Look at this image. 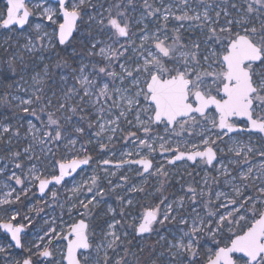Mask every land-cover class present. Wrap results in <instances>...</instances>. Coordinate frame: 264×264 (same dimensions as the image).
<instances>
[{
  "label": "rangeland",
  "instance_id": "obj_1",
  "mask_svg": "<svg viewBox=\"0 0 264 264\" xmlns=\"http://www.w3.org/2000/svg\"><path fill=\"white\" fill-rule=\"evenodd\" d=\"M23 5L29 21L6 26L0 0V223L23 228L17 247L0 227V264H67L64 236L78 219L90 245L81 264H206L260 220L264 135L238 118L220 129L214 108L172 128L156 123L146 86L182 74L191 103L196 90L222 99L223 56L242 35L263 54L245 67L256 87L252 116L264 122V0H67L79 21L65 44L57 1ZM206 148L217 154L211 164L170 162ZM71 159L89 163L40 195L37 182ZM147 209L158 218L137 234Z\"/></svg>",
  "mask_w": 264,
  "mask_h": 264
},
{
  "label": "water",
  "instance_id": "obj_2",
  "mask_svg": "<svg viewBox=\"0 0 264 264\" xmlns=\"http://www.w3.org/2000/svg\"><path fill=\"white\" fill-rule=\"evenodd\" d=\"M25 0H7L8 10L4 24L10 26L17 24L23 28L29 21L30 13L25 9L23 2ZM57 1L60 6V13L63 19L58 29V41L60 44L68 43L75 34L79 21V14L76 11L68 10L65 7L67 0ZM22 13L18 16L19 12ZM122 35H126L124 27H121ZM239 46V48H236ZM263 54L260 47L251 42L245 36H238L232 40L228 46V52L223 56L226 72L224 74V83L221 85L219 93L223 96L219 99L215 96H205L200 90L193 94L194 104L189 101V91L191 81L182 74L173 75L161 79L154 75L150 78L146 90L149 92L148 101L153 103L155 111L153 120L161 123L163 120L172 128L176 121L181 118L189 117L193 114L204 115L211 108H214L218 114V125L220 129L225 128V122L228 119L238 118L245 120L249 124V129L260 132L264 135V122L259 121L252 116L253 107L252 95L256 91L253 84L250 70L245 64L250 61L258 62ZM229 132L244 130L240 126H226ZM206 158L208 164L217 160V154L212 148H206L203 151L181 152L170 159V162L188 159L194 163L196 159ZM136 164L143 167V170L149 171L152 162L149 159H138ZM88 159H71L66 162H60L58 172L55 176L42 179L37 182V188L40 195H43L50 186L62 183L70 178L77 171L87 166ZM157 214L152 209H147L137 227V234H148L151 230V224L157 220ZM2 231L9 234L10 239L17 247H20V234L23 231L21 226L12 229V223L1 222ZM87 222L78 219L71 229L65 234L67 249L65 262L67 264H81L78 259L80 250L89 249V240L86 235ZM70 236H73L70 239ZM233 253L242 254L248 258L249 263L258 259L260 254L264 253V213L260 220L253 224L252 228L241 235L236 236L227 248H220L215 257L206 264H235ZM22 264H28L24 261Z\"/></svg>",
  "mask_w": 264,
  "mask_h": 264
},
{
  "label": "trees",
  "instance_id": "obj_3",
  "mask_svg": "<svg viewBox=\"0 0 264 264\" xmlns=\"http://www.w3.org/2000/svg\"><path fill=\"white\" fill-rule=\"evenodd\" d=\"M73 47L80 49V46H79L77 43H75V42H74ZM80 50H81V49H80ZM57 60H58L59 62H61V63H65V62H67V61L69 60V56H68V54L66 53V50L61 49V50L58 51ZM13 66H14V65H13ZM15 67H16V66H14L13 68H15ZM16 68H17V67H16ZM3 79H9V78H8L6 75H3ZM148 255H149V249L146 248V249L144 250L143 255L140 256V262H141L146 256H148Z\"/></svg>",
  "mask_w": 264,
  "mask_h": 264
},
{
  "label": "flooded vegetation",
  "instance_id": "obj_4",
  "mask_svg": "<svg viewBox=\"0 0 264 264\" xmlns=\"http://www.w3.org/2000/svg\"><path fill=\"white\" fill-rule=\"evenodd\" d=\"M194 94V93H193ZM194 99V98H193ZM197 115V114H196ZM150 233V232H149ZM148 233V234H149ZM261 257H264V253L260 254V256L258 257V259L256 261H258ZM256 261H254L253 263H255ZM253 263H250V264H253ZM235 264H236V260H235Z\"/></svg>",
  "mask_w": 264,
  "mask_h": 264
}]
</instances>
